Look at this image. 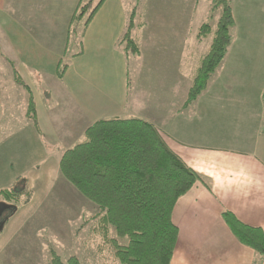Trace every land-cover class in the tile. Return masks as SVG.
Returning a JSON list of instances; mask_svg holds the SVG:
<instances>
[{"label": "crops", "instance_id": "crops-1", "mask_svg": "<svg viewBox=\"0 0 264 264\" xmlns=\"http://www.w3.org/2000/svg\"><path fill=\"white\" fill-rule=\"evenodd\" d=\"M212 1L185 2L187 10L184 12L193 13L194 17H197V21L194 20L196 27L193 40L180 39L182 62L187 67L191 82H179L175 88L164 87L165 95L157 98L160 101L156 103V117L134 118L152 123L169 148L203 179L182 196L175 206L173 222L179 229V239L171 264H264V258L240 243L223 219V212L230 211L244 224L259 227L264 231V32L256 49L237 46L236 38L243 22L248 28V39L255 37V24L250 20L242 21L241 18V22L238 21L237 6L233 5L232 0L229 2L233 8L235 25L233 32L231 30L232 43L227 55L211 77L203 94L195 102L186 104L196 67L212 43V37L203 41L197 39L199 28L213 19ZM153 2L155 0H138L134 9L137 12L138 5L152 7ZM78 3L75 2L72 13ZM107 3L110 1L106 0L98 13L108 5ZM50 9V0H0V12L6 17L10 13L14 20L9 22L14 29L18 28L15 37L12 33L14 39L11 38V33L7 34L0 15V37H3L0 38V52H5L1 60L4 66L0 67V73L10 78L7 68L12 67L10 71L14 70L16 76L29 87L36 104L38 119V127L26 114L24 117L27 125H23L26 123L24 118L22 122L19 119L14 120L7 104L17 106L22 100L18 95L19 83L15 80V75L6 85L1 81L0 121L10 124V127L16 125L13 136L18 139L23 136L27 142L35 139L37 143L32 147L29 145L33 153L28 154L26 162L21 163L20 157L9 161L7 165L5 163L8 167L6 171L2 169L4 161L1 162L0 158L2 182L8 181V178L12 179L1 184L0 190L15 186L14 183L22 175L12 177L10 173L15 171V167L19 168L25 164L38 168V171L32 169L31 172L34 173L31 174V179L29 178V188L32 192L34 184L36 187V180L47 186L44 188L51 189L52 175L49 173L42 176L36 172H50L52 146L71 142L65 153L83 141L86 130L97 121L121 118L116 115V109H119L117 103L106 91L102 93L105 98L103 105L113 110L114 114L108 118H91L93 112L97 113L93 94L101 93L94 79L93 82L88 79H92L93 72L76 71L68 67L62 78L57 77L64 80L67 74L71 73L77 85H69L66 89L51 85L48 77L53 80L56 78L48 74L49 70L44 66L50 63V60L46 62L45 58L46 53L52 58V48L35 36L34 24V17L38 16V20H42V16L47 18L45 14H49ZM150 10L158 12L156 7ZM218 19L217 15L215 21ZM261 27L264 29V24ZM136 28L140 34L141 29L147 28V25L141 22ZM19 31H23V35H20ZM164 47L158 52L159 55ZM65 56L66 54L58 55L57 58L64 60ZM27 60H30V63H38L28 67ZM166 89L172 90L171 95ZM24 102L28 103V96L23 99ZM20 125H23L22 129L18 128ZM3 137L10 138L3 134L1 141L4 140ZM46 141L56 143L50 146ZM60 160L55 161L57 171ZM12 167L14 169H11ZM33 196L35 197L34 192ZM30 203L31 201L24 205L23 209L19 208L0 233V264H49L51 251L56 249L51 243L48 245L46 236L59 239L66 234V228L47 229L45 225L40 224V221L45 220V216L35 215L34 203Z\"/></svg>", "mask_w": 264, "mask_h": 264}, {"label": "rangeland", "instance_id": "rangeland-1", "mask_svg": "<svg viewBox=\"0 0 264 264\" xmlns=\"http://www.w3.org/2000/svg\"><path fill=\"white\" fill-rule=\"evenodd\" d=\"M50 1L51 11L49 14H45L47 18L42 16V20H38V16L34 17V24L36 25L35 36L41 39L42 42L44 40L45 42L43 43L51 47L53 52L51 59L50 55L46 53V62L50 60V63L44 67L49 70L48 74L56 79H54L55 81L51 77H48V79L51 85L57 88L66 89L69 85L72 87L77 85V81H75L71 73H68L64 80H59L57 77L59 62L62 61L61 58L58 59L57 57L58 55L64 54H66V58L63 60L62 64L64 67L62 69H67V67H69L76 71L93 72L94 76H91L92 79H88L91 82H93L92 80L94 79L101 93L95 92L93 94L94 108L98 114L93 112L91 118H108L114 114L113 110L103 105L105 98L102 93L106 91L117 103L119 109H116V115L122 119H130L139 116L152 119V117L157 116L156 103L160 101V99L157 98L165 95V88H175L179 85V82H191V76L189 77V74L187 75V67L184 66L182 62L181 40L182 38L193 40L196 27L194 20H196L197 17H194L195 14L193 13L184 12V10H187L186 0H155V2L152 3V7L137 6L135 18L137 25L141 22L147 25V28L141 29L140 34L138 33V28L133 31V37L140 41L139 45L141 52L138 55L128 54L125 51V46L121 45V41L126 33L135 7V2L138 0H109L110 3H107L108 5L95 16L89 26H86L89 13L85 14V17L81 20L71 23V18L74 15L72 11L75 2H79L80 0ZM88 1L90 0L86 2ZM98 1L99 0L94 1V6ZM232 1L233 5L237 6L238 21L241 22V18L242 21L250 20L255 24V28L253 29L255 37L248 39L246 35L248 28L246 25L244 26L245 22H243V27L240 28V33L238 32L236 38L237 46L246 49H256L259 46V38L264 32V29L261 27V25L264 24V0ZM47 2H49V0H47ZM36 5L37 3L35 6ZM154 7L158 8V12L150 10ZM2 14L3 13L0 12V15ZM211 15H213V19H210L209 22L215 26L217 23L215 19L217 15L219 18L220 11L214 14L211 13ZM7 16L9 17L8 21V17L3 15L1 16V20H3L5 29L8 31L7 34L11 33L10 37L12 38L13 36L15 37V32L18 31V28L14 29L11 22H9L14 20L13 16L10 13L7 14ZM231 30L233 32V27ZM20 35H23V31L20 32ZM0 38L3 37L1 36ZM177 38L181 40L176 41ZM162 46H165V49L159 55L158 52L162 51ZM4 53V51L0 52L1 68L4 66V62L1 61ZM54 53L57 55L55 56ZM77 55H79V57ZM26 62H28L26 63L28 67H33L38 63L36 61L30 63V60ZM7 70L10 72L11 76L7 78V76L4 77V75L0 73V84L2 83L1 81H3L5 85L11 82L14 75L16 81L19 79L21 80L20 77L17 78L14 70L10 71L12 67L7 68ZM33 74L34 72H32V75ZM23 84L25 87L21 84H19L18 87L20 92L18 95H20L22 100L17 106L8 105L11 103H8L7 106L9 107L8 111L13 113L12 116L14 120L19 119L21 121L22 118H24L23 120L26 122L24 115L26 114V116H29V101L33 98V95L29 87H27L24 82ZM171 91L172 90L168 91L166 89V92L170 95ZM27 96L28 103H23V99ZM63 105L64 104H61V106ZM12 107H14V109ZM23 125H27V122ZM23 125H20L18 128L22 129ZM15 128L16 125L10 127V124H6L3 120L0 121V139L3 134H5V136H10V138L3 137V141L0 140V158H2L1 162L4 161L2 167L4 171L8 168L6 166L7 163L9 161H14L18 157H20L21 163L26 162L28 160V154L33 153L31 148L32 145L37 143L35 139L27 142V139L24 140V137L21 135L20 139L13 136V133L16 132ZM11 136H13V138H11ZM45 143L51 146L52 143L55 145L56 142L46 141ZM70 143L71 142H66L64 144H58V146H52L51 152L53 157L51 159L52 165L50 172H36V174L44 176L50 173L53 177L51 178L53 187L51 189L44 188L47 186L44 185L43 182H38L36 180V187L35 184L33 185L35 197L33 196L30 204L32 205L34 203L35 215L45 216V220L40 221V224L45 225L47 229L48 227L62 230L66 228V234L64 233L59 239L54 236L51 237L50 235L46 236L48 237V245L51 243L52 247L56 249L57 253L64 261H67L72 256H77L82 264H113V262L103 259V257L96 252V243L90 236V227L92 223H86L87 220L89 221L92 216L98 213V208L92 202L85 199L67 180H65L60 174V167L59 171H57L55 161L63 157L62 155L65 154L64 151L66 147L71 145ZM30 144L31 147L29 146ZM31 158H33V156L30 157V159ZM11 169H14V167ZM32 169L38 171L35 165L32 167V165L25 164L21 165L19 168L15 167V171H11L10 173L12 177H16L17 175L22 176L16 180L14 185H23V182H19L20 180H25L29 188L31 186L30 177L31 174L34 173L31 172ZM36 174H33V176ZM1 175L2 172L0 170V187H2L1 184L8 183L12 180L8 178V181L2 182L3 177ZM0 202H4L1 196ZM26 204H21L19 208L22 207L23 209ZM74 232L77 233L75 234ZM112 235L116 237L114 231ZM121 242L127 244L128 239L123 238Z\"/></svg>", "mask_w": 264, "mask_h": 264}, {"label": "trees", "instance_id": "trees-1", "mask_svg": "<svg viewBox=\"0 0 264 264\" xmlns=\"http://www.w3.org/2000/svg\"><path fill=\"white\" fill-rule=\"evenodd\" d=\"M86 1H79L71 23L89 13V26L106 0H99L95 6V0ZM217 11L220 16L216 25L205 22L198 30L199 41L212 37V43L196 67L187 105L207 89L232 43L235 17L229 0H213L212 14ZM136 13L134 9L121 41L125 51L133 55L141 52L139 41L133 37L139 25ZM62 63L59 78L66 70ZM17 81L24 85L22 80ZM262 99L264 105V94ZM28 112L38 127L33 98ZM59 167L65 180L98 208V213L86 222L92 223L90 236L98 255L113 264H171L179 239V229L173 222L175 206L203 179L169 148L152 123L139 118L97 121L86 130L83 141L65 152ZM21 182L23 185L0 190L2 201L13 206L1 218L5 224L21 204L33 198L26 181ZM223 219L240 243L264 258L263 229L244 224L230 211L223 212ZM123 238L128 239L127 244L121 242ZM49 264L82 263L77 256L64 261L52 250Z\"/></svg>", "mask_w": 264, "mask_h": 264}, {"label": "water", "instance_id": "water-1", "mask_svg": "<svg viewBox=\"0 0 264 264\" xmlns=\"http://www.w3.org/2000/svg\"><path fill=\"white\" fill-rule=\"evenodd\" d=\"M12 207V205L7 204L6 202H0V233L4 230L5 227V221H1V218L3 217L4 213L7 210H10Z\"/></svg>", "mask_w": 264, "mask_h": 264}]
</instances>
